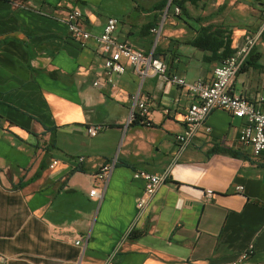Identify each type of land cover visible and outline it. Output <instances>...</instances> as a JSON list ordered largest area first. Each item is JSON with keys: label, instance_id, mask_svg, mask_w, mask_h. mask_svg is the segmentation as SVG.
Listing matches in <instances>:
<instances>
[{"label": "crops", "instance_id": "crops-1", "mask_svg": "<svg viewBox=\"0 0 264 264\" xmlns=\"http://www.w3.org/2000/svg\"><path fill=\"white\" fill-rule=\"evenodd\" d=\"M72 10L90 40L70 36ZM261 11V0H0L5 264H232L248 249L255 251L249 264H264V153L255 157L240 142L244 121L215 110L206 123L211 135L199 128L177 157L175 136L196 97L178 86L159 95L154 78L141 80L130 67L115 87L105 84L103 45L94 38L115 17L118 42L167 60L171 76L210 81L219 64L192 41L210 27L231 29L234 52L259 29ZM261 68L244 65L230 93L264 111ZM137 93L147 117L141 121L136 107L130 121ZM93 125L101 126L96 137L87 133ZM105 166L108 178L100 179ZM138 171L170 177L142 212ZM207 190L214 195L204 205Z\"/></svg>", "mask_w": 264, "mask_h": 264}, {"label": "built area", "instance_id": "built-area-1", "mask_svg": "<svg viewBox=\"0 0 264 264\" xmlns=\"http://www.w3.org/2000/svg\"><path fill=\"white\" fill-rule=\"evenodd\" d=\"M261 6L262 20L255 35L246 36L243 44L231 56L214 68L210 81L199 79L193 83H188L185 79L177 76H171L167 60L146 58L141 52L134 50L129 45L118 42L116 34L120 22L117 18L110 17L107 19L102 32L94 37L103 45L105 54L104 83L115 87L116 79L122 76L130 67L141 80L148 77L154 78V89L159 95H169L178 86L186 88L196 97L198 102L190 106L188 113L184 117L183 131L175 136L177 157L195 142L199 128L204 127L208 137L211 135V129L206 126V123L210 115L218 109L224 111L229 117L244 121V128L239 130V140L246 148L251 149L253 156L258 157L264 153V111L246 98L232 95L230 87L236 75L255 49L258 39L264 33V0H261ZM169 12L170 9H167L165 14L168 15ZM173 13L180 15V8L174 7ZM81 17L82 14L78 10H72L68 13V32L73 39L88 41L92 38L91 33L83 30L76 23ZM152 33L158 39L160 30L154 29ZM111 47H114L115 50L109 55ZM98 85V82H94V86ZM133 100L134 107L130 114V121L137 120L135 116L136 107L139 109V119L143 121L147 117L146 104L140 100V93H137ZM258 103L260 105L264 104V94L259 97ZM100 129V125H93L88 127L87 133L90 137H96ZM56 165L57 163L53 162L50 168H54ZM109 170L110 167H103L98 174V178L107 179ZM133 179L141 180L144 183L143 195L138 199L136 206L137 210L142 212L160 186L168 184L170 177L169 173L158 175L146 171H138L134 173ZM243 189L242 186L236 187L238 191H243ZM91 195H95V191H91ZM213 195V191H205L202 196V203L204 205L209 203ZM79 243L77 242V244ZM254 255V249H248L238 254L232 264H249ZM0 263L5 264L6 258L0 256Z\"/></svg>", "mask_w": 264, "mask_h": 264}, {"label": "trees", "instance_id": "trees-1", "mask_svg": "<svg viewBox=\"0 0 264 264\" xmlns=\"http://www.w3.org/2000/svg\"><path fill=\"white\" fill-rule=\"evenodd\" d=\"M64 2H70L73 5H76L77 3H81L82 0H64ZM212 30L211 33L207 34V30H201L204 31L200 37L196 38L194 41H192V45L199 49H206L212 52V60L215 63L221 64L226 58L232 55L233 51L231 49L232 44V32L231 29H224L221 27L215 28L210 27ZM209 30V29H208ZM261 55L255 51V49L252 51L251 55L249 56L248 60L246 61V64H257L259 66ZM244 67V66H243ZM242 67V68H243ZM223 154H230V155H237L235 152H227L225 150L219 151ZM38 177V174L36 175ZM142 235V233H133L131 235L132 238H139Z\"/></svg>", "mask_w": 264, "mask_h": 264}, {"label": "rangeland", "instance_id": "rangeland-1", "mask_svg": "<svg viewBox=\"0 0 264 264\" xmlns=\"http://www.w3.org/2000/svg\"><path fill=\"white\" fill-rule=\"evenodd\" d=\"M258 46L256 47L255 51L261 55L260 57V64L262 66L261 70L264 72V33L258 39Z\"/></svg>", "mask_w": 264, "mask_h": 264}]
</instances>
